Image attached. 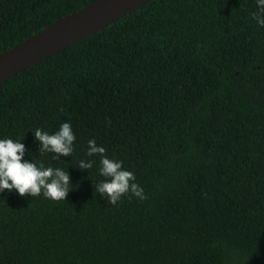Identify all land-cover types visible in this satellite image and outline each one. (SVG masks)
Listing matches in <instances>:
<instances>
[{
	"label": "trees",
	"instance_id": "trees-1",
	"mask_svg": "<svg viewBox=\"0 0 264 264\" xmlns=\"http://www.w3.org/2000/svg\"><path fill=\"white\" fill-rule=\"evenodd\" d=\"M93 1L0 0V52ZM256 10V0H150L0 83V138L66 169L73 188L65 200L0 192V264H264ZM65 121L73 152L52 159L33 131ZM92 138L144 199L111 204L95 191L105 177L86 154Z\"/></svg>",
	"mask_w": 264,
	"mask_h": 264
},
{
	"label": "clouds",
	"instance_id": "clouds-1",
	"mask_svg": "<svg viewBox=\"0 0 264 264\" xmlns=\"http://www.w3.org/2000/svg\"><path fill=\"white\" fill-rule=\"evenodd\" d=\"M257 10L251 13L255 22L264 27V0H256ZM33 136L38 141V150L42 153H54L52 159L70 156L73 152V142L76 139L72 126L68 121L60 124L58 130L48 131L36 128ZM88 156L99 155V174L105 179L97 181L95 191L106 197L111 204L117 203L127 192L144 199L143 189L135 182V174L122 167L123 161L105 155L103 145H97L95 138L87 141ZM27 149L21 140L10 137L0 138V192H15L24 196L40 195L52 200H65L70 187V175L66 169L39 165L32 159H24ZM30 155V152H29ZM81 170L93 167L91 159L79 160Z\"/></svg>",
	"mask_w": 264,
	"mask_h": 264
},
{
	"label": "water",
	"instance_id": "water-1",
	"mask_svg": "<svg viewBox=\"0 0 264 264\" xmlns=\"http://www.w3.org/2000/svg\"><path fill=\"white\" fill-rule=\"evenodd\" d=\"M150 0H95L0 52V83L88 37Z\"/></svg>",
	"mask_w": 264,
	"mask_h": 264
}]
</instances>
